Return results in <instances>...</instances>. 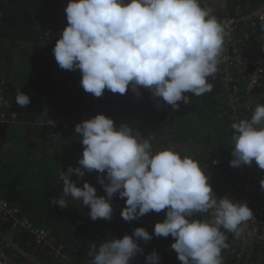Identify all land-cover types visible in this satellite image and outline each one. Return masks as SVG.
Masks as SVG:
<instances>
[{
  "label": "clouds",
  "instance_id": "9594fccd",
  "mask_svg": "<svg viewBox=\"0 0 264 264\" xmlns=\"http://www.w3.org/2000/svg\"><path fill=\"white\" fill-rule=\"evenodd\" d=\"M65 12L68 24L53 54L60 68L81 72L85 92L101 97L107 89L123 95L131 86L139 96L143 87L154 99L178 109L179 101L191 103L186 93L199 97L212 90L208 78L218 70L225 32L200 0H69ZM16 103L25 108L30 96L18 91ZM231 128V166L255 162L264 169V105ZM74 131L84 149L80 167L60 173L63 196L81 201L93 221L111 220L110 200L116 193L126 198L121 211L125 221L166 210L154 233L138 227L123 238L108 239L99 247L93 244L90 264H131L143 253L137 241L148 242L153 235H171V249L182 264H223L222 251L229 246L226 233L239 237L242 225L254 215L246 202L227 195L218 198L209 175L193 158L172 149L153 153L150 141L134 128L117 127L104 114L84 120ZM93 171L106 172L108 182L103 176L99 179L106 197L98 196L91 183L77 187L70 179L73 173L82 178ZM260 187L264 191V179ZM51 203L68 206L63 198L53 197ZM195 213H210L211 219H191ZM160 259L154 250L145 264H160Z\"/></svg>",
  "mask_w": 264,
  "mask_h": 264
},
{
  "label": "trees",
  "instance_id": "16d2710c",
  "mask_svg": "<svg viewBox=\"0 0 264 264\" xmlns=\"http://www.w3.org/2000/svg\"><path fill=\"white\" fill-rule=\"evenodd\" d=\"M218 1L222 0H200L201 6L210 9L216 20L220 15L216 9ZM263 1L241 0L240 4L248 12ZM68 3L69 0H0V67L13 109L22 121L19 127L24 126L26 130L25 150L14 155L8 151V143L13 139L12 129L0 127V198L18 208L20 216H26L34 225L45 229L49 239V243L42 245L33 243L26 229L13 228V219L0 213V255L5 253L10 264H90L88 253L93 244L99 247L108 239L123 238L138 227L148 228L155 219L162 222L166 218V210H163L125 221L121 211L126 207V198L116 193L110 200L111 220L93 221L87 206L63 196L59 176L70 166L80 167L78 161L84 146L74 130L84 120L104 114L112 118L117 127L127 124L150 141L153 153L172 149L182 157L207 162L220 152H232L234 147V130L222 116L227 103L219 81L209 79L212 90L199 97L186 93L191 103L179 101L178 109L160 98L154 99L151 91L143 87L139 89V96L131 86L123 95L107 89L101 97L85 92L81 86V72L60 68L53 54L68 24L65 12ZM230 10L234 12L233 4ZM259 29L264 30V24ZM49 57L56 66L58 82L55 84L44 75L43 67L50 65ZM27 74L34 80L33 85H27ZM18 91L30 96L31 103L25 108L16 103ZM261 94L258 105H264V91ZM256 107L247 111L242 119H251ZM51 120L58 121V126L51 125ZM146 129L151 133L156 130L153 138L147 135ZM190 144L196 148L189 153ZM101 176L107 183L106 172L97 171L86 172L82 178L73 173L70 179L77 187L89 182L97 189L98 196L106 197L99 183ZM53 197L65 199L68 206L53 205ZM191 219L209 220L206 213H195ZM152 240L137 241L143 248V253L137 255L139 264H145L149 254L146 250L151 248ZM157 240L164 250L171 249L175 242L171 235L157 237ZM131 264L135 262L132 260Z\"/></svg>",
  "mask_w": 264,
  "mask_h": 264
},
{
  "label": "built area",
  "instance_id": "2783aa9c",
  "mask_svg": "<svg viewBox=\"0 0 264 264\" xmlns=\"http://www.w3.org/2000/svg\"><path fill=\"white\" fill-rule=\"evenodd\" d=\"M240 3L241 0H222L216 5L220 14L217 22L224 28L225 36L218 70L214 76L208 78L219 81L224 87L227 105L223 108L222 116L227 118L226 122L230 126L242 120L247 111L258 105V98L264 91V30L259 29L260 25L264 24V1L248 12H245ZM232 4L233 13L230 10ZM51 58L47 59L50 65L44 66L43 70L49 82L55 84L58 82L57 71L56 66L51 63ZM7 87L4 71L0 67V127L12 128L21 125L22 121L13 109ZM54 125L58 126V121H55ZM150 131L145 130L147 135L153 138L156 130L152 133ZM231 153L220 152L207 162L194 157L205 174L209 175V183L218 198L227 195L240 203L246 202L254 214L252 219L242 225L244 230L239 237L226 233L229 246L222 251V256L225 257L223 264H227V261H231L230 264H264V191L260 187V181L264 179V169H260L255 162L252 165L232 167ZM0 213L13 219V228L26 229L33 243H49L45 229L34 225L26 216H20L19 209L12 207L3 198H0ZM206 214L210 220V213ZM157 222L155 219L146 229L154 232ZM152 242L146 253L148 250L149 254L154 250L158 252L161 257L160 264H182L174 250L160 248L155 235ZM157 244L159 246L155 247ZM139 260L138 256L133 258L135 264H139ZM0 264H10V259L5 253L0 255Z\"/></svg>",
  "mask_w": 264,
  "mask_h": 264
},
{
  "label": "rangeland",
  "instance_id": "374dc122",
  "mask_svg": "<svg viewBox=\"0 0 264 264\" xmlns=\"http://www.w3.org/2000/svg\"><path fill=\"white\" fill-rule=\"evenodd\" d=\"M23 79L25 77H22ZM21 78V80H23ZM27 85L29 86V84H32L34 83V80L29 76V74H27ZM29 79H31V81H29ZM24 82L26 81V79L23 80ZM12 129V133H11V137H13V139H11V142L10 144L8 143V151L10 154H14V155H19V154H22L23 150H25V138H26V135H25V132L26 130H24V126H16V127H13L11 128ZM16 129V130H15ZM35 139V138H34ZM195 146V145H194ZM189 153L196 147H193V145L190 144V147H189ZM37 264H42V263H37Z\"/></svg>",
  "mask_w": 264,
  "mask_h": 264
},
{
  "label": "crops",
  "instance_id": "0c3cea01",
  "mask_svg": "<svg viewBox=\"0 0 264 264\" xmlns=\"http://www.w3.org/2000/svg\"><path fill=\"white\" fill-rule=\"evenodd\" d=\"M14 127H15V126H14ZM15 130H16V129H15ZM11 152H12V151H11ZM11 152H10V153H11Z\"/></svg>",
  "mask_w": 264,
  "mask_h": 264
}]
</instances>
